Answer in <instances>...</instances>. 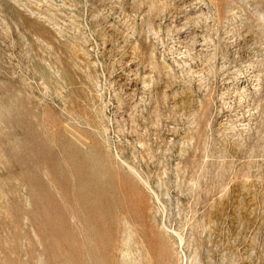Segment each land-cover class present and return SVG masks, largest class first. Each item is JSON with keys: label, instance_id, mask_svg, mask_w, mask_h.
<instances>
[{"label": "rangeland", "instance_id": "374dc122", "mask_svg": "<svg viewBox=\"0 0 264 264\" xmlns=\"http://www.w3.org/2000/svg\"><path fill=\"white\" fill-rule=\"evenodd\" d=\"M0 264H264V0H0Z\"/></svg>", "mask_w": 264, "mask_h": 264}, {"label": "bare ground", "instance_id": "6f19581e", "mask_svg": "<svg viewBox=\"0 0 264 264\" xmlns=\"http://www.w3.org/2000/svg\"><path fill=\"white\" fill-rule=\"evenodd\" d=\"M81 169H82V168H81ZM133 169H134V168H133ZM132 172H133V174H134L135 176H139L138 172H136V171H134V170H132ZM132 172H131V173H132ZM134 178H135V177H134ZM138 178H139V177H138ZM112 180H113V179H112ZM133 180H134V179H133ZM133 180H132V182H133ZM113 182H114V181H113ZM128 182H129V181H128ZM129 184H130V183H129ZM127 185H128V184H127ZM127 185H126V186H127Z\"/></svg>", "mask_w": 264, "mask_h": 264}]
</instances>
